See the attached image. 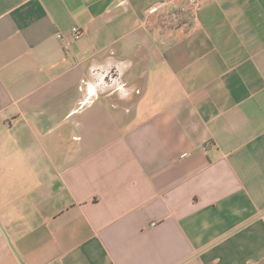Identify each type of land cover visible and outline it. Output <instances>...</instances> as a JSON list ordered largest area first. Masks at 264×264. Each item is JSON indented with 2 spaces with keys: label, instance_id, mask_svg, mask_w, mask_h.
Here are the masks:
<instances>
[{
  "label": "crops",
  "instance_id": "crops-1",
  "mask_svg": "<svg viewBox=\"0 0 264 264\" xmlns=\"http://www.w3.org/2000/svg\"><path fill=\"white\" fill-rule=\"evenodd\" d=\"M0 264H264V0H0Z\"/></svg>",
  "mask_w": 264,
  "mask_h": 264
},
{
  "label": "built area",
  "instance_id": "built-area-1",
  "mask_svg": "<svg viewBox=\"0 0 264 264\" xmlns=\"http://www.w3.org/2000/svg\"><path fill=\"white\" fill-rule=\"evenodd\" d=\"M187 1L189 2V4L191 5V7L193 9L196 8L198 6V4H199V0H187ZM156 10H157V6H151L146 11L149 12V13L150 12L152 13V12H154ZM83 34H84V30L81 27H79L77 25L72 26V28H71V37L74 40L80 38ZM57 37L61 38L62 36H61V34L57 33Z\"/></svg>",
  "mask_w": 264,
  "mask_h": 264
},
{
  "label": "trees",
  "instance_id": "trees-1",
  "mask_svg": "<svg viewBox=\"0 0 264 264\" xmlns=\"http://www.w3.org/2000/svg\"><path fill=\"white\" fill-rule=\"evenodd\" d=\"M162 17H165V16L163 15ZM170 18H171V15H168V16H167V19H170ZM169 21H170V20H169ZM169 21H168V22H169Z\"/></svg>",
  "mask_w": 264,
  "mask_h": 264
}]
</instances>
